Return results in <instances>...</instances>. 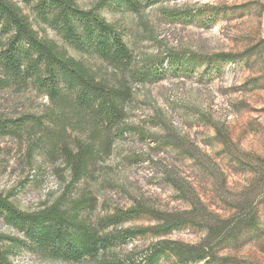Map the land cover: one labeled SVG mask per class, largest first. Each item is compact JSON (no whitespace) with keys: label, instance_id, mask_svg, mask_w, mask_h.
<instances>
[{"label":"rangeland","instance_id":"1","mask_svg":"<svg viewBox=\"0 0 264 264\" xmlns=\"http://www.w3.org/2000/svg\"><path fill=\"white\" fill-rule=\"evenodd\" d=\"M14 1L39 35L64 44L69 55L98 75L129 79L96 55L77 51L41 21L35 9L38 0ZM74 1L88 9L99 0ZM134 1L135 11L117 2L101 9L131 48L132 70L159 63L167 52L181 58L231 54L234 59L202 65L191 60L186 70L180 62L169 66L166 59L160 79H131L122 122L128 129L114 141L110 155L96 163L93 179L75 184L71 196H94L93 215L136 203L161 212H188L194 222L172 230L168 238L199 244L210 227L209 238L223 239L210 264H264V0ZM4 42L0 28V49ZM46 105L47 99L31 84L12 82L0 88V118L10 119L11 126L26 115H39ZM22 120L14 133L0 134V193L18 208L33 211L63 192L70 171L58 151L52 160L46 146L38 145L36 122ZM68 134L54 136L55 144L69 141ZM221 220L226 221L214 226ZM154 222L142 216L123 225ZM0 235L21 237L1 216ZM153 240L139 237L79 262L43 257L22 245L13 250L10 262L99 264ZM159 264H174L173 258Z\"/></svg>","mask_w":264,"mask_h":264},{"label":"trees","instance_id":"2","mask_svg":"<svg viewBox=\"0 0 264 264\" xmlns=\"http://www.w3.org/2000/svg\"><path fill=\"white\" fill-rule=\"evenodd\" d=\"M110 2L136 10L134 0H99L88 9L81 8L74 0H38L35 9L40 20L59 31L71 47L96 55L113 70L126 72L129 79L122 74L98 75L81 59L69 55L64 44L39 35L16 1L0 0V28L5 36L0 49V88L12 82L31 84L47 99L39 115H26L12 126L10 119L0 118V134L14 133L22 126L23 118L35 121L38 145L46 146L52 160L55 150L58 151L70 171L63 192L50 205L38 210H22L0 193V216L21 233V237L0 235V264H11L10 255L22 245L43 257L79 262L147 236L154 240L142 249L131 248L120 256L112 254L99 264H159L166 258H173L174 264H210L216 258V248L223 239L209 238L210 227L199 244L167 237L172 230L194 222L186 215L188 212H161L136 203L93 215L97 201L94 196L88 192L71 196L75 184L93 179L96 163L110 155L114 141L128 129L122 122L125 105L131 98V79L138 82L160 79L163 75L160 66L166 59L169 66L180 62L183 70L191 60L202 65L213 64L220 58L229 62L234 59L231 54H188L181 58L178 53L167 52L159 63L147 62L132 70L131 48L116 25L101 14V9ZM68 130L69 141L62 139L55 144L54 136L62 137ZM142 216H149L155 222L144 226L123 225ZM252 219L249 225H253ZM225 221L214 226L220 223V227Z\"/></svg>","mask_w":264,"mask_h":264}]
</instances>
